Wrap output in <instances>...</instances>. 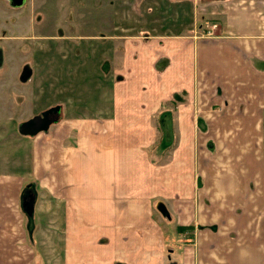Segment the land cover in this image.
<instances>
[{
    "label": "crops",
    "instance_id": "crops-1",
    "mask_svg": "<svg viewBox=\"0 0 264 264\" xmlns=\"http://www.w3.org/2000/svg\"><path fill=\"white\" fill-rule=\"evenodd\" d=\"M121 1L113 0L114 12ZM197 1L185 10L182 33L130 38L175 40L147 57L155 65L167 58L161 67L170 81L164 71L135 69L137 86L109 84L114 112L107 104L112 111L101 107L94 118L70 113L28 143L22 177L0 173L13 231L0 264H21L13 256L19 244L39 249L27 239L43 213L61 224L48 223L50 233L77 238L70 264H83L72 255L83 239L85 264H264V0ZM149 6L137 16L149 19ZM213 24L215 35L206 36ZM26 189L40 198L39 216L14 210ZM156 213L193 226L197 246L183 245L176 260L171 248L167 259Z\"/></svg>",
    "mask_w": 264,
    "mask_h": 264
},
{
    "label": "rangeland",
    "instance_id": "rangeland-1",
    "mask_svg": "<svg viewBox=\"0 0 264 264\" xmlns=\"http://www.w3.org/2000/svg\"><path fill=\"white\" fill-rule=\"evenodd\" d=\"M151 1L155 4H150ZM112 2L27 0L26 5L18 9L12 7L10 2L0 0V173L9 171L22 177V164L26 166V146L34 141V137L21 136L18 125L50 107L60 105L59 101L65 103H62V112L59 113L60 122L72 112L77 116L89 114L94 118L101 107V114L112 111L107 104L113 106L114 112L112 100L108 98L109 84H140L133 76L137 69H150L153 73L164 71L162 78L170 81L171 77L162 69V65L168 61L166 57L161 58L157 66L147 57L165 50V46L175 40L164 37L161 43L154 44L153 41H132L130 38L182 33L193 0H157V3L156 0H147L141 3L142 6L138 0H122L116 5L118 11L115 12ZM148 5L146 18L149 19L137 16ZM197 5L198 1L195 0V7ZM188 7L189 10L185 12ZM122 34L129 40L112 41L115 36L122 37ZM181 66H186V62H182ZM120 74L128 78L120 82ZM141 75L144 76V73ZM110 80L111 83H108ZM177 80L173 78L174 83H178ZM174 100L184 102L185 97L176 94ZM158 132H164L161 125H158ZM22 194L21 191L20 199L24 197ZM39 200L35 198V215L43 212L39 211L42 209ZM21 203L14 207L18 217L26 215ZM7 207L9 204H0V262L9 241L13 240L9 216L4 217L9 215ZM43 214L37 218L40 227L30 229L33 238L27 237L28 244L35 241L39 249L26 250L19 244L13 248V256L21 264H70V243L73 241L76 245L77 238L56 236L60 233L56 231L50 233L48 223L57 229L61 224L53 223L54 218L50 214ZM156 218L165 228L167 259L171 248L175 251L171 258L176 260L183 245L197 246V231L193 226L180 231L176 221H166L167 218L162 219L158 213ZM14 225V233L19 232L20 222L15 220ZM5 235L8 238H4ZM14 243L16 238L12 245ZM82 244L83 250H76V253L73 249L72 255L74 261L81 259L85 264V239Z\"/></svg>",
    "mask_w": 264,
    "mask_h": 264
},
{
    "label": "water",
    "instance_id": "water-1",
    "mask_svg": "<svg viewBox=\"0 0 264 264\" xmlns=\"http://www.w3.org/2000/svg\"><path fill=\"white\" fill-rule=\"evenodd\" d=\"M12 2V6L15 8H21L23 7L27 0H10ZM61 106L58 105L57 107H53L43 113L37 114L30 118L27 121L21 122L18 125V133L21 136L24 137H35L40 133L47 134L49 132V129L51 126L59 121V118H56L55 120L50 119V115L53 113H60L61 112ZM34 202L35 198L31 201L29 207L22 206L23 211L29 216H33V208H34ZM158 208H161V206H158ZM161 212L164 216H166L165 210L161 209Z\"/></svg>",
    "mask_w": 264,
    "mask_h": 264
},
{
    "label": "flooded vegetation",
    "instance_id": "flooded-vegetation-1",
    "mask_svg": "<svg viewBox=\"0 0 264 264\" xmlns=\"http://www.w3.org/2000/svg\"><path fill=\"white\" fill-rule=\"evenodd\" d=\"M6 1H8V2H10V4H11V6H12V2L10 1V0H6ZM27 3V2H26ZM26 5V4H25ZM24 5V6H25ZM23 6V7H24ZM13 7V6H12ZM15 8V7H14ZM22 8V7H21ZM18 9H20V8H18ZM54 107H57V106H54ZM51 108H53V107H50L49 109H51ZM49 109H47V110H49ZM47 110H45V111H47ZM45 111H43V112H45ZM43 112H41V113H43ZM59 117V113H53V114H51L50 115V119L53 121V120H55L56 118H58ZM60 118V117H59ZM61 119V118H60ZM59 119V120H60ZM59 122V121H58ZM57 122V123H58ZM57 123H55V124H57ZM54 125V124H53ZM50 130V129H49ZM41 134V133H40ZM23 199H21V202H22V206L24 205L25 207H29V205H30V203H31V201L33 200V195H31V193L29 192V190L27 189L26 190V193L24 192V194H23ZM65 260V259H64Z\"/></svg>",
    "mask_w": 264,
    "mask_h": 264
},
{
    "label": "built area",
    "instance_id": "built-area-1",
    "mask_svg": "<svg viewBox=\"0 0 264 264\" xmlns=\"http://www.w3.org/2000/svg\"><path fill=\"white\" fill-rule=\"evenodd\" d=\"M216 29H217V25L216 24L211 25V27L205 33L206 36H214Z\"/></svg>",
    "mask_w": 264,
    "mask_h": 264
},
{
    "label": "trees",
    "instance_id": "trees-1",
    "mask_svg": "<svg viewBox=\"0 0 264 264\" xmlns=\"http://www.w3.org/2000/svg\"><path fill=\"white\" fill-rule=\"evenodd\" d=\"M60 119V118H59ZM27 190V189H26ZM25 190V191H26ZM30 222L28 221V224H29ZM190 227H188L187 229H189ZM216 227L215 226H212V227H210L209 229H212V230H214ZM179 229H180V231H183V229H185V228H183V227H179Z\"/></svg>",
    "mask_w": 264,
    "mask_h": 264
}]
</instances>
